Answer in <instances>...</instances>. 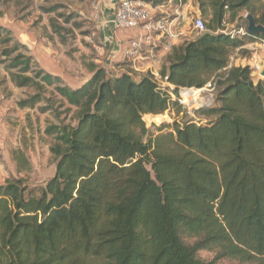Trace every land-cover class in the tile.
<instances>
[{"label":"trees","instance_id":"1","mask_svg":"<svg viewBox=\"0 0 264 264\" xmlns=\"http://www.w3.org/2000/svg\"><path fill=\"white\" fill-rule=\"evenodd\" d=\"M198 2L211 20L168 52L160 69L168 88L150 71L135 75L127 59L117 74L91 63V78L72 87L0 25L12 82L36 90L19 106L34 108L48 89L59 105V123L46 130L54 176L43 186L0 183V264H264V81L250 61L229 66L233 50L264 33L222 31L228 11L241 9L264 25V0ZM216 79L211 105L190 117L180 90L193 88L184 92L193 104ZM168 109L188 119L151 131L144 116L160 122ZM16 159L29 167L22 151Z\"/></svg>","mask_w":264,"mask_h":264},{"label":"rangeland","instance_id":"2","mask_svg":"<svg viewBox=\"0 0 264 264\" xmlns=\"http://www.w3.org/2000/svg\"><path fill=\"white\" fill-rule=\"evenodd\" d=\"M95 1L0 0V25L10 28L14 37L29 48L28 53L32 55L38 67L60 75L67 84L78 87L91 78L92 72L89 68L91 63H98L96 60L99 59L108 65L105 54L100 52L99 26L104 18L101 14L99 19L94 18ZM187 1L191 6L190 10L198 11L206 23L211 20V11L204 13L198 0ZM191 14L183 21L184 25L191 24L195 13ZM246 15L247 11L244 9L237 12L228 11L223 24L224 29L229 31L233 27L247 25ZM131 34L133 35V30L117 29L116 35L118 37ZM194 37L196 35L189 37L188 40ZM2 49L0 47V183L10 178L23 177L31 186H43L56 171V162L50 151L54 139L46 130L50 125L59 123L53 108H58L59 105L52 98L51 89H48L45 94L47 100L34 108L20 107L19 102L34 95L36 90L33 87L20 88L12 82L6 69L9 61H5L1 56ZM259 55L264 65V53L260 51ZM253 56L252 50L247 48L240 51L235 49L231 54L235 64H246ZM109 71L120 72L116 66L110 67ZM252 76L255 80L259 79L255 74ZM210 94L214 97L216 90L209 92L205 89L198 101L193 104L185 98L190 105L183 106L190 117H195L198 110L192 112L193 106L201 102H212ZM181 98L183 99V96L180 93L179 100ZM63 111L64 109H57V113H61V117L65 118L66 114ZM147 115L144 116V120L155 133L162 125H173L175 121L182 122L188 119L185 112L178 113L176 109H168L162 113L165 118L160 122L149 121ZM69 121L67 118L66 122ZM200 122H206V119L200 118ZM17 151H22L26 155L29 161L27 169L19 165L16 159ZM198 254L204 260H212L215 257V252L208 250H201ZM217 264L247 263L225 258L218 260Z\"/></svg>","mask_w":264,"mask_h":264},{"label":"built area","instance_id":"3","mask_svg":"<svg viewBox=\"0 0 264 264\" xmlns=\"http://www.w3.org/2000/svg\"><path fill=\"white\" fill-rule=\"evenodd\" d=\"M103 1L96 0L94 2L93 16L95 19H99ZM190 7L187 0H165L157 4L148 0H118L113 15L104 22L106 25H112L114 29H137L140 31L139 35L131 38L126 45L125 59L131 63L141 59L156 61L159 56L160 41L165 40L164 49L170 51L173 45L184 42L189 37L199 35L207 30V23L203 16L198 11L190 10ZM191 12L195 13L191 24L184 25L183 21L189 17V14L192 15ZM222 31L228 33L232 38L241 39L249 30L247 25H239L229 31L225 29ZM106 41L112 42L113 38L110 37ZM104 46V43L100 45V49ZM241 48L252 50L254 56L250 64L253 74L264 81L262 74L264 65L259 55L260 51L264 53V40L248 43ZM233 64L234 59L231 57L229 66L231 67ZM150 72L165 88L170 87L167 78H162L159 69L153 67ZM205 86V88H200L203 90L202 93L205 89L213 92L217 86V79L209 81ZM187 90L189 89L182 88L180 90L183 96L180 101L182 104L190 105L184 97V92ZM210 96H212L213 101V94Z\"/></svg>","mask_w":264,"mask_h":264},{"label":"crops","instance_id":"4","mask_svg":"<svg viewBox=\"0 0 264 264\" xmlns=\"http://www.w3.org/2000/svg\"><path fill=\"white\" fill-rule=\"evenodd\" d=\"M117 2L118 0L103 1L100 14L103 16L104 20L101 22V25L99 27L101 30L100 40L105 44V46L100 49V52H102V54H105L108 65H106L105 63L103 64V60L98 59L96 61L105 66L108 70L110 67L116 66L121 71L124 69V66L121 65V63L125 61V47L131 38H134L139 35L140 31L137 29H130L131 31L133 30V35H122L117 37V29H114L112 25H106L104 21L109 19L113 15ZM110 37L113 38V41H106ZM165 42V40H162L159 43V56L156 61L141 59L127 65L129 70L137 76H140L141 74L150 71L153 67H156L160 70L169 52L164 49Z\"/></svg>","mask_w":264,"mask_h":264},{"label":"water","instance_id":"5","mask_svg":"<svg viewBox=\"0 0 264 264\" xmlns=\"http://www.w3.org/2000/svg\"><path fill=\"white\" fill-rule=\"evenodd\" d=\"M247 20H248V30L251 33L254 34H261L264 33V25L257 23L256 18L252 14H247ZM264 75V71L262 72ZM188 89H193V88H188ZM210 103L208 102H201L196 106H193L192 112H195L197 109H199L202 106L209 105Z\"/></svg>","mask_w":264,"mask_h":264}]
</instances>
